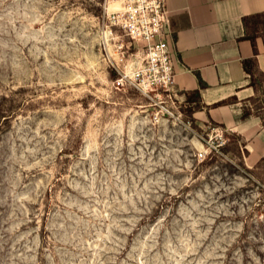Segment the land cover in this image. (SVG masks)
Instances as JSON below:
<instances>
[{
  "label": "rangeland",
  "instance_id": "obj_1",
  "mask_svg": "<svg viewBox=\"0 0 264 264\" xmlns=\"http://www.w3.org/2000/svg\"><path fill=\"white\" fill-rule=\"evenodd\" d=\"M119 7L0 0V264H264V163L116 87Z\"/></svg>",
  "mask_w": 264,
  "mask_h": 264
},
{
  "label": "crops",
  "instance_id": "obj_2",
  "mask_svg": "<svg viewBox=\"0 0 264 264\" xmlns=\"http://www.w3.org/2000/svg\"><path fill=\"white\" fill-rule=\"evenodd\" d=\"M172 37L169 45L177 67L175 88L186 103V93L200 88L204 108L194 114L206 124L209 117L224 124L227 133L245 141L249 152L245 164L254 168L264 160V115L238 121L243 106L256 98V88L243 61L256 59L255 74L264 78V31L256 39L255 53L250 40L243 39V19L264 13V0H167ZM236 97L237 103L217 107V103Z\"/></svg>",
  "mask_w": 264,
  "mask_h": 264
},
{
  "label": "built area",
  "instance_id": "obj_3",
  "mask_svg": "<svg viewBox=\"0 0 264 264\" xmlns=\"http://www.w3.org/2000/svg\"><path fill=\"white\" fill-rule=\"evenodd\" d=\"M117 2L120 8L107 17L111 25L120 28L140 49L132 54L131 63L121 58L123 68L117 70L116 87L132 88L152 101L157 99L161 113L175 117L185 101L175 88L177 67L169 45L172 30L167 0ZM177 116L182 117L178 112ZM219 132L222 134L223 130ZM220 138L223 140L222 135ZM199 156L203 157V153Z\"/></svg>",
  "mask_w": 264,
  "mask_h": 264
},
{
  "label": "trees",
  "instance_id": "obj_4",
  "mask_svg": "<svg viewBox=\"0 0 264 264\" xmlns=\"http://www.w3.org/2000/svg\"><path fill=\"white\" fill-rule=\"evenodd\" d=\"M243 24H244V28L246 30V33H245L243 39L250 40L252 42L255 53H256L257 52L256 39L259 37L260 32L264 31V13L245 17L243 19ZM243 66H244L246 73H248L251 77L250 86L255 88L256 79H254V77L256 75L255 74L256 59L252 58V59L244 60ZM199 82H200V88L199 89H196V90H193L189 93H186V104H187V106L184 109H185V113L190 117V119L193 121V123L196 122V119L194 117V114L196 112H198L200 110H204V108L210 109V108L202 105L201 91L206 88V84L201 79L199 80ZM252 99L253 98H251L250 100H252ZM237 102H238V99L236 97H232V98H229L227 100H224L222 102L217 103L213 107H217V106H221V105H225V104H234ZM252 116H259V115L256 114L253 111V109H251L249 106L246 105V106H243L242 114L237 117V120L238 121H244V120L249 119ZM207 123L215 125L216 127L226 128L224 126V124L213 121L211 117H209V121ZM230 135L235 140L238 152H239V154L242 155V159H244L249 154V152L245 148V145L243 144L244 140L239 135H237L235 133L231 132ZM262 163H264V160H261L256 167H258Z\"/></svg>",
  "mask_w": 264,
  "mask_h": 264
},
{
  "label": "bare ground",
  "instance_id": "obj_5",
  "mask_svg": "<svg viewBox=\"0 0 264 264\" xmlns=\"http://www.w3.org/2000/svg\"><path fill=\"white\" fill-rule=\"evenodd\" d=\"M117 5V4H116ZM118 8V7H117ZM120 8V7H119ZM115 9H116V7H115Z\"/></svg>",
  "mask_w": 264,
  "mask_h": 264
}]
</instances>
